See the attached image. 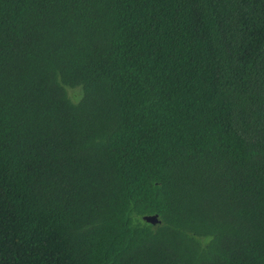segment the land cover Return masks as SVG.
<instances>
[{
	"label": "trees",
	"instance_id": "16d2710c",
	"mask_svg": "<svg viewBox=\"0 0 264 264\" xmlns=\"http://www.w3.org/2000/svg\"><path fill=\"white\" fill-rule=\"evenodd\" d=\"M0 264H264V0H0Z\"/></svg>",
	"mask_w": 264,
	"mask_h": 264
},
{
	"label": "water",
	"instance_id": "95a60500",
	"mask_svg": "<svg viewBox=\"0 0 264 264\" xmlns=\"http://www.w3.org/2000/svg\"><path fill=\"white\" fill-rule=\"evenodd\" d=\"M143 218H144L146 221H148V222H150V223H153V224L159 221V219H158V217H157L156 214L144 215Z\"/></svg>",
	"mask_w": 264,
	"mask_h": 264
}]
</instances>
